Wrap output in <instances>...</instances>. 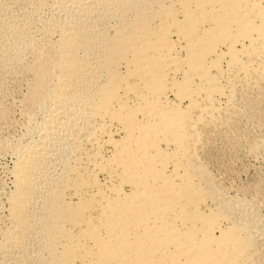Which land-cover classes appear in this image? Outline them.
Listing matches in <instances>:
<instances>
[{
	"label": "bare ground",
	"instance_id": "obj_1",
	"mask_svg": "<svg viewBox=\"0 0 264 264\" xmlns=\"http://www.w3.org/2000/svg\"><path fill=\"white\" fill-rule=\"evenodd\" d=\"M0 264H264V0H0Z\"/></svg>",
	"mask_w": 264,
	"mask_h": 264
}]
</instances>
